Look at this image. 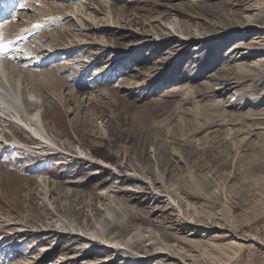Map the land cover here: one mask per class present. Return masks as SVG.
<instances>
[{"label":"rangeland","instance_id":"rangeland-1","mask_svg":"<svg viewBox=\"0 0 264 264\" xmlns=\"http://www.w3.org/2000/svg\"><path fill=\"white\" fill-rule=\"evenodd\" d=\"M26 1L13 7L10 16L18 17L11 32L27 33V48L67 50L28 76L34 93L47 98L42 119L60 150L8 147L31 140L19 126L0 122V264H81L75 257L86 254L91 256L83 264L108 262L113 252L97 247L108 243L93 236L97 230L107 237L116 232L103 226L102 205H114L127 233L140 226L136 216L148 218L142 226L151 240L143 246H153L144 249L140 264H165L153 248L170 245L179 259L169 264L183 255L194 264H264V54L254 58L259 69H245L237 89L224 96L210 90L217 88L220 70L232 64L223 56L260 31L225 40L218 34L252 15L263 19L256 26L264 30V0H108L109 9L104 0H77L79 8L76 0H30V11L21 10ZM89 3L83 22L96 19L101 31L77 24L75 14ZM246 3L259 11H243ZM53 18L63 24L30 31ZM197 35L207 38L186 39ZM136 178L150 183L146 191L161 194L162 201L138 194L126 203L130 189L141 190ZM155 178L159 184L152 186ZM47 196L56 215L47 216ZM192 212L218 230L188 237ZM221 233L228 237L220 248L192 249L198 245L191 241L218 245L208 238ZM248 237L256 242L243 243L232 257L228 242Z\"/></svg>","mask_w":264,"mask_h":264},{"label":"bare ground","instance_id":"bare-ground-1","mask_svg":"<svg viewBox=\"0 0 264 264\" xmlns=\"http://www.w3.org/2000/svg\"><path fill=\"white\" fill-rule=\"evenodd\" d=\"M6 1H8V0H6ZM11 1H13V4H16V3H18L19 0L18 1L11 0ZM29 1H26L27 4L26 3H24V5L22 4L24 8L26 7V9L21 7L22 8L21 10L30 11L31 5H30ZM57 1L62 2V0H57ZM76 2H77V8H79L78 7L79 2L77 0H76ZM102 4H104V7L106 9L110 8V6H109L110 2L108 0H104L102 2ZM4 5H9V7H10L12 4H10V2H5V0H4ZM89 6H90V3L83 6L81 11L79 9L78 10L79 14H75L74 17L76 18L77 24L79 26H84L85 24H83V23L85 22L88 24L87 26L90 25V28L92 27V29H87L86 30L87 32H90V30H97V29L99 31L103 30L104 28H101V24L97 23L96 19L90 18V19H87L88 21L85 20L83 22V13L85 15V13L87 11L92 9L91 7H90L91 8L90 9ZM11 9H13V8H11ZM244 10H246V12H249V11H257L258 12L259 11L254 4L250 5L249 3H246L245 5H243V11ZM89 13H90V11H89ZM18 15L21 16V14H18ZM8 16H9L8 18L10 19L8 23H6V22L4 23L2 16H1L2 20L0 21V23L3 21V23L0 24V35L4 32L8 33V36L6 34L4 35V36H7L5 39L0 38V43L7 45L4 52L0 53V60L1 59L6 60V61H3V63L0 62V122L4 120L5 122L19 126L23 131H25V133L29 136V138L31 140V145H29V146L23 145L19 141V139H17L15 142H9L10 144L8 145V147H14V148H17L20 150L27 151L29 153H36V152L43 153V152L48 150L47 149L48 147L50 148L48 151H53L54 149L59 151L60 148L58 147V145L56 143H54V141L52 139H50V137L48 136L46 128L44 126L43 119H42V116H43V114H45L46 108L48 106V105H46V102H45V99H47V98L44 99L42 97H38L34 93L33 85L30 84L31 80L28 79V78H30L28 76L33 74L31 72L32 69L43 68L44 64H45L44 62L50 61L51 59L56 57V55L58 56V60H60V57H62V58L65 57L67 55V53H66L67 50H61L57 53L51 54V52L53 51V49L50 48L51 46L49 47V46L43 45V47L42 46L38 47L37 45H34V46L30 45L28 48L25 46L22 47L23 41H25V39L27 38L26 37L27 33H23V32L22 33H16V34L12 33L11 32L12 27H10L11 23L15 19H17L18 16H16V18H11L10 15H8ZM111 16H112V14H111ZM104 18L108 21V23L112 24V21L110 22V18H108V17H104ZM261 20L263 21V19L258 15L248 16L246 18L244 17V21L242 22V24L235 23L236 25H234V22H233V24L231 23V25L229 27L223 29V33H219V34L216 33V34H218V37H221L222 39L225 40V39H228L230 37L237 38V37L242 36V35L248 36L251 31H255V30L260 31L259 33H257L254 36L255 38L252 37V39L250 41L246 40L244 42L243 41L244 39L239 40L237 42L238 44L235 43L233 45V47L231 48V50L229 51V53L227 52V56L226 55L223 56L224 58H226L228 56L230 58H232L231 59L232 64L230 66H226V67L222 68V70H220L221 74L219 73L218 74L219 76L217 77V79H215V80H218L220 78L218 80V84H216L217 88H215V87L210 88V90L215 95L224 96V95L230 93L231 91L237 89L240 85H242V83H240V82L243 81V77H242L243 72H247V71H245V69L249 68L250 70H252V69H259L260 68V66L257 65L258 61H256L254 58L260 54H264V43H263L264 42V36H262L264 34V32H263L264 30L261 27L256 26L260 23L259 21H261ZM44 21L40 22L38 27L30 30L32 32V34H35L36 32L39 33L40 30L44 29L45 27H51V26H54L55 24H61V23L63 24L64 20H62L60 18H53V19H50L48 21L46 20L47 22L46 21L44 22ZM103 24H105V23H103ZM79 34H81V33H79ZM189 38H194V41L192 39H190L193 42H197V41L199 42V40L203 41V39L207 38V36L203 35V37H201L200 35H197L195 37H186V39H189ZM259 39H261V40L257 41ZM181 40H185V39L181 38ZM11 43H13L15 45L19 44V43L20 44H19L18 48H14L11 45ZM80 47H78L79 50L81 49ZM198 47H200V46H198ZM215 54H220V52L217 51V52H215ZM251 58H253L254 60H252V61H250V63H248L249 59H251ZM263 72L264 71H262L260 73H263ZM222 76H224V77H222ZM38 79L39 78H37V80ZM34 82H35V80H34ZM37 138L42 143H38L39 140ZM2 139H3V137H0V143H2L1 142ZM45 144H47V146H44ZM83 159H84V157H83ZM120 178H123V177H120ZM134 181L136 184L138 183V185H140L141 190L135 191V190L130 189L127 193L128 194L132 193L131 194L132 198L127 197L125 199L126 203L131 202V200H136L138 194L143 195L148 200L150 198H153V200H155V203H159L164 198L161 194H157L156 192H151V191L147 192L146 191L147 189L150 190V188H148V185L150 183L146 184L145 182H142L139 178H136ZM158 184H159V182L156 180V178L153 179L151 185L154 186V185H158ZM44 186L49 189V185L47 187L46 182H44ZM195 186L198 187V183ZM50 190H52V188ZM127 193H125V194H127ZM49 194H50V192H49ZM47 202L50 205L49 206L47 204L48 205L47 206V212H48L47 216L50 213H55V215H56L57 208H56L55 203L52 202V200H50V196H47ZM113 206L114 205H112L111 207L113 208ZM102 208L103 209L101 210V215H102L101 217L102 218L105 217V219H103L104 224L102 223L103 226L109 231L115 229L116 232L113 236L111 235V236L107 237L106 236L107 234L105 235V233H100V231L97 230V232L94 233L96 235H93V236L101 237V240L104 241L105 244L108 243L107 246L97 245L101 241H97V240L92 241V239H87L88 237L85 238L81 235L80 236L76 235V238L78 237L79 239L86 240V242L87 241L92 242V244L97 245V247H103L102 249H104L107 253L113 252V257L110 258L108 260V262L104 261L101 264H114L115 262L121 261V260H125V264H140L144 259L141 256L146 255L144 249H147L146 247L148 245H150V246H148L150 248L153 246V244H148L147 246H143L144 244L150 242V240H151L150 235L149 236L144 235L145 233L147 234L148 231L142 226V224H149L148 218H146L145 216H141V215L136 216L135 219L137 221H139L140 226L138 225L135 228V230H132L129 233H127L126 232L127 227L125 225L124 219L122 217H120L121 215L119 214V212L117 210H113L112 208H110L109 205H102ZM110 209H112V210H110ZM108 210H109V213L107 214L106 212ZM162 212H165V210H163ZM105 213L107 214V216H105L106 215ZM192 213H193V219L194 220L191 221V223L187 224V226L189 228H192V230L190 231V234L188 233V235H187L188 237L196 234L197 233L196 231H199L200 229L207 230V232L209 230L212 232L218 230L217 227H215L214 224L211 223L209 219L197 220V219H195V217H197V216L199 217V215H197L194 212H192ZM134 216H135L134 213H131V217H134ZM60 223L62 224V222H60ZM63 227L64 228L66 227L65 223H64ZM158 227L161 229H165L161 225H158ZM91 229L93 230V228H91ZM105 232H106V230H105ZM153 232H154V230H153ZM161 232H162V234H165V236L168 235L167 233H165L163 231H161ZM123 233L124 234L127 233V235L123 236L122 235ZM205 233L206 232L203 233L202 239L208 237ZM223 233L217 234L212 238H208L209 241L210 240H213L214 242L218 241L219 242L218 245H214L212 243L210 244L207 242H199L198 243V242L191 241V242L196 243L198 245L192 249H194V252H196L201 247H205L208 250L220 248L223 245L220 243H222V241H225L228 237V235L223 234ZM196 236H197V234H196ZM248 242H256V241L253 238H249V237L246 239L238 238V239H232V241H229L228 245L232 246V253H231L232 257L237 256L242 251V249L245 247V245L243 243H248ZM153 249L156 250V252L153 254V256H157V258H155V259H160L159 261H161L165 264H169L170 262L174 261L175 259H176L175 261H177V259H179L178 253L175 251L174 246H172V245L165 246L163 249L162 248L161 249L153 248ZM203 253H205V252L203 251ZM90 256H91L90 254L81 255L77 258L75 257V260H77L81 264H83V262L87 261V259H89ZM194 262H195L194 258L183 255L181 262H179L178 264H194ZM63 264H67V261H65Z\"/></svg>","mask_w":264,"mask_h":264},{"label":"snow or ice","instance_id":"snow-or-ice-1","mask_svg":"<svg viewBox=\"0 0 264 264\" xmlns=\"http://www.w3.org/2000/svg\"><path fill=\"white\" fill-rule=\"evenodd\" d=\"M23 7V5L21 6ZM7 45H4L3 43H0V53H3L4 50L6 49Z\"/></svg>","mask_w":264,"mask_h":264}]
</instances>
